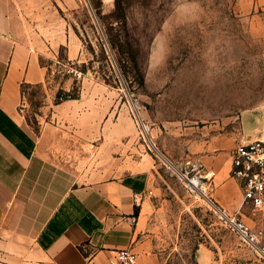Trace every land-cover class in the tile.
I'll use <instances>...</instances> for the list:
<instances>
[{
    "label": "rangeland",
    "instance_id": "1",
    "mask_svg": "<svg viewBox=\"0 0 264 264\" xmlns=\"http://www.w3.org/2000/svg\"><path fill=\"white\" fill-rule=\"evenodd\" d=\"M236 3L9 0L13 36L57 49L54 61L43 58L51 80L24 89L25 123L38 135L68 100L106 113L93 146H52L47 157L79 181L148 170L145 237L160 264H264L222 214L264 233V210L243 197L238 210L219 207L199 161L264 135V13L241 17ZM69 36L80 47L74 61L57 47ZM71 62L80 80L64 72Z\"/></svg>",
    "mask_w": 264,
    "mask_h": 264
},
{
    "label": "crops",
    "instance_id": "2",
    "mask_svg": "<svg viewBox=\"0 0 264 264\" xmlns=\"http://www.w3.org/2000/svg\"><path fill=\"white\" fill-rule=\"evenodd\" d=\"M9 8V0H0V264H109L114 252L127 249L136 264H160L145 237L148 170L79 181L47 157L52 146L61 152L102 139L104 112L94 115L68 100L54 106L53 122L38 135L25 123L24 89L51 80L52 67L43 58L54 61L57 49L48 55L17 40ZM236 9L241 17L257 18L264 0H237ZM64 45L74 61L77 42L69 36L57 47ZM251 137L264 135L255 130ZM199 161L213 201L238 210L243 193L231 176V153H205Z\"/></svg>",
    "mask_w": 264,
    "mask_h": 264
},
{
    "label": "built area",
    "instance_id": "3",
    "mask_svg": "<svg viewBox=\"0 0 264 264\" xmlns=\"http://www.w3.org/2000/svg\"><path fill=\"white\" fill-rule=\"evenodd\" d=\"M64 72L77 80L84 74L74 62L64 66ZM231 176L236 179L243 191V205L254 210H264V137L240 142L232 152ZM197 188H203L200 185ZM228 226L245 242L252 246L264 259V233L248 227L239 213L222 212ZM137 256L132 250H120L113 253L109 264H136Z\"/></svg>",
    "mask_w": 264,
    "mask_h": 264
},
{
    "label": "bare ground",
    "instance_id": "4",
    "mask_svg": "<svg viewBox=\"0 0 264 264\" xmlns=\"http://www.w3.org/2000/svg\"><path fill=\"white\" fill-rule=\"evenodd\" d=\"M190 183L194 186V187H199L202 184V181L200 178H192L190 180Z\"/></svg>",
    "mask_w": 264,
    "mask_h": 264
}]
</instances>
